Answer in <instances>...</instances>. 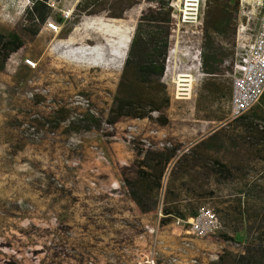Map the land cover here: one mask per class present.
<instances>
[{
  "label": "rangeland",
  "instance_id": "374dc122",
  "mask_svg": "<svg viewBox=\"0 0 264 264\" xmlns=\"http://www.w3.org/2000/svg\"><path fill=\"white\" fill-rule=\"evenodd\" d=\"M79 1L49 0L51 17L30 37L21 29L29 0H0V34L15 32L22 40L0 69V264H217L222 254L229 264L248 243L264 242L257 236L261 209L242 199L248 213L240 216L237 187H216L203 201L198 210L214 212L220 227L194 237L177 220L162 224L158 210L140 214L120 175L135 158L133 141L188 145L230 121L229 66L223 62L217 77L201 71L204 0L171 1L174 29L161 79L168 124L122 119L114 127L102 123L99 131L73 132L70 120L105 117L121 71L78 65L74 52L99 48L109 37L102 29L131 27L132 35L147 7L144 0H100L65 34ZM119 12L122 18L111 17ZM234 39L220 40L224 61ZM260 103L251 117L263 122L264 98ZM61 109L65 117L58 118ZM248 170L254 177L263 166Z\"/></svg>",
  "mask_w": 264,
  "mask_h": 264
},
{
  "label": "trees",
  "instance_id": "16d2710c",
  "mask_svg": "<svg viewBox=\"0 0 264 264\" xmlns=\"http://www.w3.org/2000/svg\"><path fill=\"white\" fill-rule=\"evenodd\" d=\"M48 1L29 0L24 9L21 29L30 37L36 36L51 17ZM99 1L80 0L74 9L79 11L78 15L64 33H70L82 14L95 11ZM171 1L144 0L147 7L138 17L132 35L131 27L102 29L109 37H102L99 48L74 52L76 58L73 61L78 65L99 66L114 71L121 68V71L105 117L89 113L70 120L69 127L73 132L99 131L102 123L114 127L122 119H146L160 126L168 124L165 111L169 98L161 79L174 29ZM204 6L200 66L206 75L217 77L223 74L221 65L226 56L220 40L235 36L238 0H204ZM111 17L122 18V13L111 14ZM57 21L62 23L64 20L58 18ZM21 46L22 40L15 32L7 36L0 34V69L9 55ZM233 47L234 44L231 45V56ZM88 56L92 58L89 60ZM263 98L264 94L247 113L230 118L228 123L188 145L168 140L161 148H153L133 141L135 158L130 166L121 169L120 175L126 195L139 213L149 214L158 210L162 224L176 219L186 220L197 214L204 200L215 196L216 187L227 185L237 187L235 195H238L240 216L243 212L248 213V208L241 206L244 202L240 200L258 204L262 223L257 228V236L262 237L264 120H254L251 115L256 107H261ZM58 112V118L65 117L64 110ZM252 164H261L263 170L257 172V176L249 177L248 165ZM262 240L245 245L243 253L232 256L229 264H264ZM3 244L5 242L1 241L0 245ZM224 258L223 254L220 255L217 264H224Z\"/></svg>",
  "mask_w": 264,
  "mask_h": 264
},
{
  "label": "built area",
  "instance_id": "2783aa9c",
  "mask_svg": "<svg viewBox=\"0 0 264 264\" xmlns=\"http://www.w3.org/2000/svg\"><path fill=\"white\" fill-rule=\"evenodd\" d=\"M244 9L247 12L241 11ZM48 26L56 28L51 22ZM224 63L230 67L228 110L230 118H234L250 111L264 94V0H238L233 53L230 61ZM176 220L186 224L185 233L194 237L212 235L220 227L216 214L204 208L194 217Z\"/></svg>",
  "mask_w": 264,
  "mask_h": 264
},
{
  "label": "bare ground",
  "instance_id": "6f19581e",
  "mask_svg": "<svg viewBox=\"0 0 264 264\" xmlns=\"http://www.w3.org/2000/svg\"><path fill=\"white\" fill-rule=\"evenodd\" d=\"M193 59H194V58H193ZM193 59H192V60H193ZM190 60H191V59H190ZM190 69H193V68H192V67H187V70H190Z\"/></svg>",
  "mask_w": 264,
  "mask_h": 264
}]
</instances>
